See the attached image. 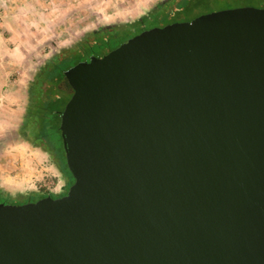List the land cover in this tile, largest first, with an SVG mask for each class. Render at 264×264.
I'll return each mask as SVG.
<instances>
[{
	"label": "water",
	"instance_id": "water-1",
	"mask_svg": "<svg viewBox=\"0 0 264 264\" xmlns=\"http://www.w3.org/2000/svg\"><path fill=\"white\" fill-rule=\"evenodd\" d=\"M63 75L73 183L0 203V264H264V8L144 30Z\"/></svg>",
	"mask_w": 264,
	"mask_h": 264
},
{
	"label": "rangeland",
	"instance_id": "rangeland-1",
	"mask_svg": "<svg viewBox=\"0 0 264 264\" xmlns=\"http://www.w3.org/2000/svg\"><path fill=\"white\" fill-rule=\"evenodd\" d=\"M164 1L0 0V188L3 191L13 196L30 192L64 193L65 180L53 158L18 135L29 84L37 70L85 34L105 26L136 22ZM247 6L264 8V0H214L195 12L197 17ZM174 22L184 19L177 17L167 24Z\"/></svg>",
	"mask_w": 264,
	"mask_h": 264
},
{
	"label": "trees",
	"instance_id": "trees-1",
	"mask_svg": "<svg viewBox=\"0 0 264 264\" xmlns=\"http://www.w3.org/2000/svg\"><path fill=\"white\" fill-rule=\"evenodd\" d=\"M214 0H165L149 15L130 24L105 26L85 34L71 48L51 56L34 74L27 92L24 114L18 135L30 145L42 149L53 158L59 173L65 180L64 193L60 195L30 192L15 196L0 188V203L23 204L50 196L58 198L66 194L73 178L66 166L59 130L60 116L72 95L63 72L90 56L101 57L117 48L125 40L140 32L161 26L182 17L190 21L196 12ZM216 1V0H215ZM162 27V26H161Z\"/></svg>",
	"mask_w": 264,
	"mask_h": 264
},
{
	"label": "flooded vegetation",
	"instance_id": "flooded-vegetation-1",
	"mask_svg": "<svg viewBox=\"0 0 264 264\" xmlns=\"http://www.w3.org/2000/svg\"><path fill=\"white\" fill-rule=\"evenodd\" d=\"M105 55V54H104ZM91 57H96V56H90L86 61H89V59L91 58ZM102 57V56H101ZM83 62V61H82ZM67 192V191H66ZM65 195V194H64ZM63 195V196H64ZM62 197V196H61Z\"/></svg>",
	"mask_w": 264,
	"mask_h": 264
}]
</instances>
